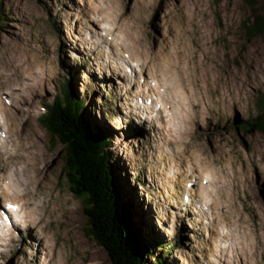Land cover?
I'll return each instance as SVG.
<instances>
[{"label":"rangeland","instance_id":"374dc122","mask_svg":"<svg viewBox=\"0 0 264 264\" xmlns=\"http://www.w3.org/2000/svg\"><path fill=\"white\" fill-rule=\"evenodd\" d=\"M105 1L107 9H116L115 15L126 21L129 38L137 39V48L129 49L134 57L116 50L117 40L108 34L110 23H102L99 15L101 0L1 2L0 87H9L3 76H11V84L20 79L13 97L3 99L8 103L16 99V104L7 105L14 118L9 124L16 125L31 150L18 147L23 152H12L15 161L10 162L1 148L6 138L14 145L15 135L9 126L0 129V211L9 177L16 179L12 164L22 160L30 167L23 176L30 173L32 188L50 203L44 215H35L37 223L34 215L18 213L23 214V225L11 226L13 231L7 227L9 236L3 240L0 225V264H109L83 232L82 205L68 191L61 173L62 147L51 146L40 125L65 80L84 102L92 125L112 142L111 167L121 204L131 207L150 254L163 264H264V137L233 129L235 123L255 117L258 102L264 99V39L247 31L254 17H263L264 1ZM141 57L167 74L177 70L182 81L186 77L183 83L196 106L191 105L192 117L182 132L167 118V100L156 104L162 120L154 118L158 110H147L143 97L154 101L153 93L145 94L155 80L142 69L137 60ZM133 80L134 86L126 82ZM174 81L179 91L180 80ZM150 111L154 114L147 118ZM194 171L198 178L203 173L205 181H221L211 185L216 191L210 189L216 210L197 197L203 185L201 180L191 182ZM185 193L191 194L193 203L187 206L191 211L182 213L177 206H184L185 196L189 199ZM24 205L26 213L37 208L34 201ZM226 211L230 219L218 221L217 214ZM154 216L162 221V231ZM164 232L166 236L157 239ZM158 245L167 247L161 250ZM147 264L155 262L147 259Z\"/></svg>","mask_w":264,"mask_h":264},{"label":"trees","instance_id":"16d2710c","mask_svg":"<svg viewBox=\"0 0 264 264\" xmlns=\"http://www.w3.org/2000/svg\"><path fill=\"white\" fill-rule=\"evenodd\" d=\"M1 2L0 35L4 21ZM247 31L264 39V15L260 19L254 17ZM257 110L255 117L235 123L233 129L264 137V99L258 102ZM40 125L50 145L62 147L61 173L68 191L82 205L83 232L103 251L109 264H147V259L163 264L162 259L150 254L141 238L131 207L121 204L111 167L112 142L104 130L92 125L84 102L77 99L69 80H65L61 92L46 106Z\"/></svg>","mask_w":264,"mask_h":264},{"label":"bare ground","instance_id":"6f19581e","mask_svg":"<svg viewBox=\"0 0 264 264\" xmlns=\"http://www.w3.org/2000/svg\"><path fill=\"white\" fill-rule=\"evenodd\" d=\"M103 2V3H102ZM105 0H101V3H102V9H100V16L102 18V23H110L109 24V30H108V34L112 37L115 38V40H117V46H118V50L120 52L123 51V53H129V49H131V47H134V48H137V39L134 40H131L128 36V34L126 33V21H123L122 18L120 16H116L115 15V12H117V10H113L111 8L107 9L106 5H105ZM109 12H112L111 14ZM120 33L121 35H116V33ZM133 32V31H132ZM117 33V34H118ZM131 37V36H130ZM133 38V37H132ZM89 42V41H88ZM83 43V42H82ZM97 43V42H96ZM84 44V43H83ZM88 44V43H86ZM142 44V43H141ZM116 46V47H117ZM139 47V46H138ZM121 48V49H120ZM133 49V48H132ZM91 51H95V48L91 49ZM137 51V50H136ZM139 51V50H138ZM141 51V50H140ZM139 51V52H140ZM149 52V51H148ZM114 53V52H113ZM142 53V51H141ZM128 54V55H129ZM131 55V54H130ZM133 57H134V54H132ZM131 55V56H132ZM156 55V54H155ZM116 56V55H115ZM137 56V55H136ZM143 56V55H142ZM156 57V56H155ZM132 58V57H131ZM142 59H137L138 62L141 65L142 69L147 71L149 74H150V77L153 78L155 81L154 82V85L155 86H152V87H149L146 89V93L145 95H153L157 98L154 97V102H150L149 101V96L148 98L146 97H143L144 100H147L146 104H150V106L147 108V110L151 109L154 113L155 111H159L158 112V116H155L154 118H158L160 120H162V111L159 109V104L156 105L158 102H161V101H166V108H167V112H168V116L167 118H172L173 119V122L174 124L176 125V131L177 132H182V128L183 127H186L185 124L187 122H189L191 120V105L195 108V104L193 103L194 101V95H190V92L188 89H186V86L184 83H186V77H182L183 78V81L180 77V75L178 74L177 70H176V73L175 74H167V72H164L162 70H159L155 67H153V63L152 61H150L148 58H144V57H141ZM168 58V57H167ZM161 59V58H160ZM173 59V58H172ZM134 60V59H133ZM163 61V60H162ZM119 62V61H118ZM139 64V66H140ZM177 63H175V66H176ZM167 65V64H166ZM165 65V66H166ZM177 67V66H176ZM175 70V69H174ZM144 71V72H145ZM126 72V71H125ZM147 73V74H148ZM148 74V76H149ZM13 79L11 76H3V82L4 84L8 83L9 84V87L5 88V87H0V129L1 131L3 130V128L9 126L10 128V133H14L15 135V142L13 143L14 145H11L10 143L12 142L11 138H10V141L9 143L7 142V138L6 136L4 135V132H3V135H4V138H6V141L3 143L2 145V148L1 150L4 152V156L8 157V160L10 162H13L15 160H13V155L14 154H11L12 152H15V151H20V152H23V151H27L30 152L31 148L28 146V145H25V142L24 140L25 139H22V136L20 135L19 131H17L16 129V125L15 124H9L10 121H13L14 118L11 117V115H9V107L7 105H10L11 103H14L16 104V99L14 98L11 103H6L3 99V95H8V94H11L12 97H13V90L15 89V87H20V84H19V80L17 81L16 84H11L10 83V80L9 79ZM178 78L180 80L179 84H178V87H179V91H177V85L175 84V79ZM151 80V79H150ZM184 82V83H183ZM142 85L145 84V81H142ZM148 84V83H147ZM150 84V82H149ZM148 84V85H149ZM138 85V83H137ZM131 86H134L131 84ZM150 86V85H149ZM138 88V87H137ZM145 88H146V85H145ZM149 90H150V93H149ZM4 91H7L6 93H4ZM10 92V93H8ZM187 92V93H186ZM185 93L187 94V96L185 95ZM189 94V95H188ZM139 94L137 95V98ZM189 98V99H188ZM143 100V99H142ZM137 101V100H136ZM136 101H132V105H136L137 102ZM143 102V101H142ZM143 105V103H141ZM140 105V104H139ZM152 106V107H151ZM192 107V108H193ZM165 109V108H164ZM142 110V108H141ZM11 111V110H10ZM144 111V109L142 110ZM166 111V110H165ZM151 112V111H150ZM148 117L149 118L151 115H153L154 113H148L146 112ZM161 114V115H160ZM160 116V117H159ZM134 119V118H133ZM153 120V119H152ZM167 125H171V120L168 121ZM187 125V124H186ZM185 129V128H184ZM13 131V132H12ZM171 129L169 131V134H171ZM168 134V135H169ZM174 134V133H173ZM172 136V135H171ZM174 139H176V137L173 136ZM181 136L179 135V137L177 139L180 140ZM176 139V140H177ZM24 142V143H23ZM23 146V151L21 150H18V147H21ZM22 149V148H21ZM8 154V155H7ZM7 160V159H6ZM25 162V160H22L21 162L19 163H13L12 165L15 166V168H17V173H15V177H9L10 181H9V184H8V189H6V191H4V195H5V202L4 203H8V206L11 207L12 203L14 205H16L17 209L19 211H17V213H22L24 212L26 214V217L29 216V217H32L30 215H34L33 218H32V221L36 222L37 223V218L34 220V217L35 215H44L45 213V207L47 206V201L44 197H41V196H38V193L40 192L39 190H35L32 188V184L30 182V173H29V177L28 176H23V172L26 171V170H29L28 168H30L28 166V163H23ZM20 166H26L22 169H20ZM40 168V167H39ZM192 168H190L191 170ZM33 171V170H32ZM39 171V170H38ZM35 173V172H34ZM11 176V175H10ZM200 178H198V176H196L195 174V171L194 173L192 172V180L191 182L192 183H195V184H199V183H196V180H201V186L203 185V188L201 187L198 191H197V197H199L201 199V201H204L206 200L207 202V206H209L208 208H210L211 210H216V206H215V202H214V198L212 196V191H210V189L212 188L211 185L213 183H216L217 186L220 185L221 181L218 183V178H208L206 181L204 180L203 178V173L202 175H199ZM42 177V176H41ZM205 177V175H204ZM220 177V176H219ZM32 181L34 183V185L36 183H38L36 181V176H34L32 174ZM221 179V178H220ZM17 182H20L21 184L20 185H16ZM223 182V181H222ZM191 183V184H192ZM39 187L36 186V189H38ZM22 189L24 191V193H22ZM192 189V188H191ZM213 189V188H212ZM5 190V189H4ZM190 190V189H189ZM195 191V190H194ZM213 191H216L213 189ZM13 193L14 196H12L11 194ZM191 193V192H190ZM184 195H187L189 196V199L186 203L190 204L191 206V203L192 200H191V194L189 195L188 193H185ZM196 196V191L193 192L192 194V197H195ZM219 196V195H218ZM204 198V199H203ZM226 200V199H225ZM28 201H34L37 208L36 210L34 211H31L30 213H26V209H25V204H27ZM182 201V200H181ZM227 201V200H226ZM200 202V201H199ZM198 202V204H200ZM38 204H42V206L38 207ZM186 204H184L185 206ZM223 205H226L225 204V201L223 202ZM1 207V205H0ZM47 209V208H46ZM195 209H197V211H200L201 209H199L198 207H196ZM230 209V208H229ZM224 210H226L225 207H222V211L224 212ZM1 211H2V208H1ZM55 212L56 209L54 208L52 210V212ZM195 211V210H194ZM195 211V212H197ZM3 212V211H2ZM15 213V214H17ZM200 213H203V210H201ZM229 214L227 211L225 212V215H222V214H217V220L222 222L224 219L225 221L226 220H229L230 218L228 217ZM21 215L20 217V224H22V217H23V214H19V216ZM213 215V214H212ZM24 219V217H23ZM24 224L25 221H23ZM200 222V221H199ZM13 223V222H12ZM29 223V222H28ZM14 225H16V223L12 224L11 226L13 227ZM19 225V224H18ZM27 226H30L31 227V224L27 225ZM172 231V229H171ZM226 236V235H225ZM227 237V236H226ZM225 238V237H224Z\"/></svg>","mask_w":264,"mask_h":264},{"label":"snow or ice","instance_id":"6c2138e0","mask_svg":"<svg viewBox=\"0 0 264 264\" xmlns=\"http://www.w3.org/2000/svg\"><path fill=\"white\" fill-rule=\"evenodd\" d=\"M5 218H7V217H5Z\"/></svg>","mask_w":264,"mask_h":264},{"label":"water","instance_id":"95a60500","mask_svg":"<svg viewBox=\"0 0 264 264\" xmlns=\"http://www.w3.org/2000/svg\"><path fill=\"white\" fill-rule=\"evenodd\" d=\"M264 1V0H263Z\"/></svg>","mask_w":264,"mask_h":264}]
</instances>
